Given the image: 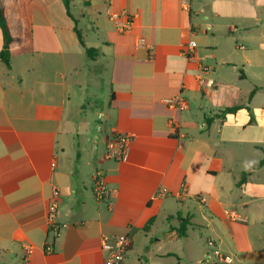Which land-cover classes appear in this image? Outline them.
Here are the masks:
<instances>
[{
  "label": "crops",
  "instance_id": "crops-1",
  "mask_svg": "<svg viewBox=\"0 0 264 264\" xmlns=\"http://www.w3.org/2000/svg\"><path fill=\"white\" fill-rule=\"evenodd\" d=\"M0 8L13 38L10 67L0 59V264H104V235L129 238L127 264H212L210 238L232 264H264V0ZM88 64L109 84L98 128L76 119ZM178 95L187 110L167 105ZM114 130L131 138L123 161L108 157Z\"/></svg>",
  "mask_w": 264,
  "mask_h": 264
},
{
  "label": "built area",
  "instance_id": "built-area-1",
  "mask_svg": "<svg viewBox=\"0 0 264 264\" xmlns=\"http://www.w3.org/2000/svg\"><path fill=\"white\" fill-rule=\"evenodd\" d=\"M114 21L119 20L117 14H113L111 17ZM132 27V22L128 21L125 26L120 27V31H129ZM196 43L191 41L188 43V50L191 51L195 48ZM167 105L171 109L187 110V103L182 98V96H174L166 101ZM113 141L109 143L108 146V157L123 161L127 158V147L131 138L124 135L120 131H113ZM186 187H184L180 198H185L187 195ZM93 193L95 199L98 201H103L108 197L109 191L106 184L105 175L101 172L97 173L94 181ZM47 221L49 224V229L51 232L58 236L61 229V224L59 223V203L58 198L55 196L48 208ZM217 240L210 238L207 241V245L212 249V255L214 262L212 264H232L233 259L223 253V251L218 247ZM131 247V242L127 236H109L104 235L101 239V249L106 254L104 264H127V253ZM46 252H52L51 246L45 248Z\"/></svg>",
  "mask_w": 264,
  "mask_h": 264
},
{
  "label": "rangeland",
  "instance_id": "rangeland-1",
  "mask_svg": "<svg viewBox=\"0 0 264 264\" xmlns=\"http://www.w3.org/2000/svg\"><path fill=\"white\" fill-rule=\"evenodd\" d=\"M92 22H80L79 23V30L81 33H90L91 36L88 37L87 42L90 47L94 48L92 44H95L94 34L92 30L86 31V27H91ZM2 37V36H1ZM88 56H86L87 58ZM88 62V58L86 59ZM90 64V63H89ZM89 64L83 70L82 76V88L81 94L82 100L75 99L77 104H81L82 108L79 107V113L76 115L77 120H87L91 125L92 128H98L99 125L96 124V121L100 118L99 115L97 116L95 113L97 112L96 107L98 110H101L105 103L108 101V94H109V84L106 76H103L102 73H95L90 72ZM92 65V64H91ZM94 128V129H95ZM92 129V133H95V130Z\"/></svg>",
  "mask_w": 264,
  "mask_h": 264
},
{
  "label": "trees",
  "instance_id": "trees-1",
  "mask_svg": "<svg viewBox=\"0 0 264 264\" xmlns=\"http://www.w3.org/2000/svg\"><path fill=\"white\" fill-rule=\"evenodd\" d=\"M67 8H68V4H67ZM0 29L3 35V48L0 52V59L7 65V67H10V44L13 38L11 36L4 11L1 8H0ZM77 36H78L81 46L85 48L86 55L89 58L94 57L93 54L96 55L98 53V50L94 48H87L83 40V37L80 31L78 30H77ZM227 111H236V108H231V109H228ZM150 224L151 223L149 222V225ZM187 224H188V221L186 220L185 223H183L181 227L178 229L181 237L186 236ZM149 225H147L146 229H148Z\"/></svg>",
  "mask_w": 264,
  "mask_h": 264
}]
</instances>
